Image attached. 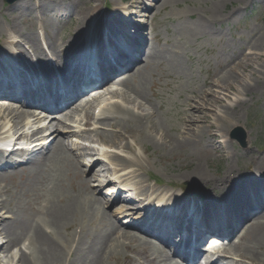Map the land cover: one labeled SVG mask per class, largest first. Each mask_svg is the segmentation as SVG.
<instances>
[{
	"label": "bare ground",
	"instance_id": "1",
	"mask_svg": "<svg viewBox=\"0 0 264 264\" xmlns=\"http://www.w3.org/2000/svg\"><path fill=\"white\" fill-rule=\"evenodd\" d=\"M180 1L181 0H160L159 3L178 4ZM196 1L206 3L207 5H210L211 8L207 14L203 13L200 15L198 20L199 25H192L185 29L184 32L187 39L191 40H195L199 36H207L208 28L206 26L215 24L220 20L219 11L225 7L222 6L223 3L225 5L230 2L244 4L248 0H222L223 3H221V0ZM239 9V7L235 8V11ZM123 11L121 12L125 15L126 11ZM121 12L118 14L119 17H121ZM13 20H16V17H13ZM123 20L127 21V18L124 17ZM128 20H130L129 17ZM114 30L108 29V32L113 33ZM215 35H217V33ZM225 60H227V58ZM258 61H261V64H258ZM234 64H237L235 68L231 67L232 65H229V69L222 73L220 77L211 78L207 87L204 88L200 95H197L194 91L192 92L193 97L188 99L187 105L184 106V115L179 127L178 125H166L165 127L151 125L148 128L140 126V129L146 131V138L148 140L151 139L152 142L159 143V145L156 146V150L163 149L167 156H172L169 160L172 161L171 164L174 166L172 170L176 172L177 175L171 176V178L187 180L195 179L205 189L214 193L213 195L225 191L230 193L229 190L233 189L229 199H231L232 195L235 196L239 193H244V197L248 199L254 195H261L264 193V180L258 179L259 181L257 182H244L245 178L242 177L243 174H245L244 171L241 169L236 171L232 168H228L219 179L212 180L208 171H206L202 165L203 162L208 163V158H194L189 153V150L200 148L205 138H208L210 144L207 145V148L212 149L215 153L214 163H211L210 165L208 164V168L217 175L222 173L219 168L223 162H228V164H230L232 160H239L240 158H244V160L242 159L244 162L251 163L257 169L264 168V149L262 151L255 150L251 146V141H249L247 146L241 150L242 155L239 153L231 154L228 151L231 142L227 139L229 129L234 125L235 121L239 119L240 109L244 106L248 107L250 105L251 101L246 100L245 97H251L256 90L264 92V30L257 34L253 42L250 44V52L244 54L243 58H238ZM238 69H241L240 71L242 75L236 72ZM230 94H232L234 98H232ZM138 107H140L138 101L133 102L131 99L122 100V103L117 105L118 111L121 114L126 113L129 117H132L131 115L134 113L140 112V110L137 109ZM113 120L116 121L115 125H111L110 127L113 134H116V132L125 128L122 127V122L125 120L124 118L116 115ZM153 128H158L160 130L164 128L162 135L165 133L169 134L164 143H161L160 134L153 133ZM174 133L179 136L178 140L174 137ZM123 134L124 133H117L115 137L107 138H109L110 141H113L114 145L120 146L124 150L137 147L136 143L132 144L126 140V138L130 136H136L134 133L126 134V138L123 137ZM106 136L107 135L101 132L98 138L100 140H105ZM180 144L183 154L178 152ZM140 145L144 144L140 143ZM108 154L109 153H107V155ZM148 159V155L147 157H143L140 154H134L128 159L114 157L109 164L116 173L120 172V168L128 170L126 173H123L121 177L124 178L126 186L133 187L141 196L152 194V196L156 197L155 199L157 200V203L162 204L164 201L168 202L170 200L168 191L164 188H157L156 185H154L153 188L149 187L147 179H144L143 177L148 176L147 174L150 173V169L154 167V163L150 162ZM54 160L55 159L52 161ZM193 163L196 166L194 169H191V164ZM178 164L187 166L189 171L184 173L182 167H177ZM164 170L166 169L164 168ZM33 175V171L28 172L30 184L35 182V179L32 178ZM67 175L68 174L62 175L56 180ZM169 184H172L171 180H169ZM109 192H111V190ZM57 202L59 203V201ZM230 202H232V200H230ZM80 215L83 222H85L87 214L80 208V206L61 212L54 210V213L50 214L49 224L56 230L57 239L46 235L40 230V228H36L31 235L33 239L32 247L37 243L40 245L38 248L39 251H37V254L34 253L32 258L29 259L28 255L31 254V242H29L25 250L26 255L20 254L21 260L18 264H61L66 255L64 247V244L66 243L64 239H66V237L62 234V229H68L72 225L77 224ZM90 217L93 219L95 214L91 213ZM7 231L9 234L12 233L13 227H10ZM74 236L75 232L70 234L71 240L74 239ZM99 236H101V233H98L95 239L97 243L99 242V246L96 247L94 241L89 247L88 254L93 256V260L88 261L84 257H80V249L78 247L77 250L73 251L75 258L73 259L72 264L99 263V259L102 255L101 248L106 245L107 242V236L102 241L99 240ZM263 236L264 221L253 222L249 225L247 229V238L244 241L248 245L246 246L243 244L239 254H250L252 264H263L258 251L256 250V248L259 249L261 247ZM244 238L242 240H244ZM124 243H122V238L117 237L111 244L109 255L114 254V258L116 259L118 257L117 254L124 249ZM84 245H86V243ZM129 245L134 246V244L130 243ZM139 250L142 264H167L168 261L173 262L170 259L169 251L165 250L166 253H162L158 246H152L147 249L140 248ZM208 257L209 256L206 257V260ZM111 260V258H108V262ZM212 264L216 263L213 262ZM223 264L228 263L223 262Z\"/></svg>",
	"mask_w": 264,
	"mask_h": 264
},
{
	"label": "rangeland",
	"instance_id": "2",
	"mask_svg": "<svg viewBox=\"0 0 264 264\" xmlns=\"http://www.w3.org/2000/svg\"><path fill=\"white\" fill-rule=\"evenodd\" d=\"M175 5L176 6L167 7V9L158 10L157 25L161 30L168 26L174 30L176 21L180 41L184 46V52H187L186 57H184L183 54L178 57L179 61H184L186 64L181 66V71L184 75L180 88L182 92V101L192 96L190 91L193 88H197L198 90L203 88L206 77H217L225 69V66L232 64L233 61L230 60V57L233 56L234 53L238 56L242 52L247 53L250 51L247 46L254 38L251 32L255 29L264 28V0H253L247 8L239 4L241 5L239 12L234 11L235 7H240L238 4L228 3L219 12V15L224 21L221 19V23L208 25V29L212 30L214 28L217 35L213 37V35L210 34V40L201 38L197 42L187 39L184 31L179 29L178 23L182 20V24L183 22L185 23L184 26L190 24L199 25L198 21L195 20L197 14L210 10V5L196 0H181L179 4ZM254 10L258 11L252 16L251 12ZM170 11V15L173 18L168 16L161 19ZM190 13L195 15L193 20L187 17ZM220 46L225 53L220 51ZM226 58L227 60H225ZM256 96L253 105L241 110L236 126L244 127L250 138L253 137V139L257 141H260L262 138V141H264V94L258 93ZM236 126L231 128L229 133L236 128ZM233 142V147L236 149L240 144L236 141ZM258 144L257 149H263L264 144L261 142ZM260 146H262V148H260ZM150 154L154 155L156 163H159L162 159L168 160L170 158L167 154L159 158V152L155 150L153 146H150ZM164 167L169 171H172L173 168L169 164H166ZM158 171L162 173L160 169ZM152 172L162 177V175L157 174L155 170H152Z\"/></svg>",
	"mask_w": 264,
	"mask_h": 264
}]
</instances>
